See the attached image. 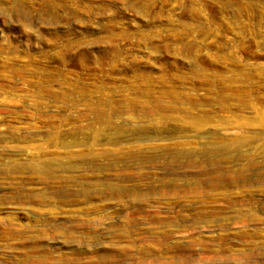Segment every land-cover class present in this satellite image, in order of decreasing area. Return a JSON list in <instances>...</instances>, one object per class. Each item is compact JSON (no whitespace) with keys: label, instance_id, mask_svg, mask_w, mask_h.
Instances as JSON below:
<instances>
[{"label":"rangeland","instance_id":"1","mask_svg":"<svg viewBox=\"0 0 264 264\" xmlns=\"http://www.w3.org/2000/svg\"><path fill=\"white\" fill-rule=\"evenodd\" d=\"M0 264H264V0H0Z\"/></svg>","mask_w":264,"mask_h":264}]
</instances>
